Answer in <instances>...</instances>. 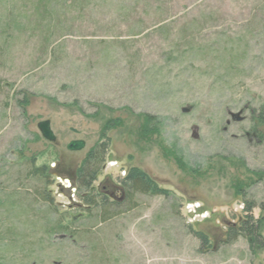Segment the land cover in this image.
<instances>
[{
	"label": "rangeland",
	"instance_id": "rangeland-1",
	"mask_svg": "<svg viewBox=\"0 0 264 264\" xmlns=\"http://www.w3.org/2000/svg\"><path fill=\"white\" fill-rule=\"evenodd\" d=\"M146 114L160 125L144 138ZM111 120L95 189L137 166L172 193L137 194L102 223L75 183ZM257 174L264 0H0V264H264L246 238L226 242L245 200L260 214Z\"/></svg>",
	"mask_w": 264,
	"mask_h": 264
},
{
	"label": "trees",
	"instance_id": "trees-1",
	"mask_svg": "<svg viewBox=\"0 0 264 264\" xmlns=\"http://www.w3.org/2000/svg\"><path fill=\"white\" fill-rule=\"evenodd\" d=\"M160 121L153 115L146 114L143 116V123L140 127L141 134L144 138L150 137L159 133ZM118 126V122L111 120L101 130L100 139L93 145L85 155L84 159L77 168V196L86 206V209H97L100 212L99 219L103 222L111 219L115 215L120 214V207L123 203L111 201L110 198L103 192H98L94 183L97 177L101 174L103 166L106 163L108 156L110 136L109 132ZM32 167V174L40 176L45 180L51 177L50 169L47 165L39 166L36 156L29 158ZM258 175V174H257ZM259 180L264 179L263 174H259ZM127 187V198L125 201H133L137 194L147 195H162L168 197L172 191L160 187V185L151 178L144 170L139 167H132L126 175L120 179ZM237 195L244 198L246 188L243 182L238 180L236 184ZM47 199H50L49 194ZM244 216L239 225L234 224L229 226L226 234V242L231 243L240 237H244L249 242L250 249L253 253L259 250H264V204L261 206V212L256 217L254 215L255 208L258 207L253 201H244ZM62 234H71L68 225H61ZM59 232V233H60ZM195 235L201 243V249L208 251L214 245L212 244L209 236L202 231H195Z\"/></svg>",
	"mask_w": 264,
	"mask_h": 264
},
{
	"label": "flooded vegetation",
	"instance_id": "flooded-vegetation-1",
	"mask_svg": "<svg viewBox=\"0 0 264 264\" xmlns=\"http://www.w3.org/2000/svg\"><path fill=\"white\" fill-rule=\"evenodd\" d=\"M82 162V161H81ZM132 167H137V166H132ZM131 167V168H132ZM129 168V170L131 169ZM128 170V171H129ZM127 171V172H128ZM126 172V173H127ZM99 177V176H98ZM98 177H97V180H98ZM97 180L95 181L94 183V187H95V184L97 182ZM75 187L77 189V172H76V183H75ZM75 189V190H76ZM98 192H103L105 193L109 198H112L111 201H117L119 203H121L122 201H125V199L127 198V187L125 186V184L120 180L116 185L113 184V187L111 188V192H106V191H101V190H98L96 189ZM116 190V191H115ZM77 191V190H76ZM260 209V212H261V207H259Z\"/></svg>",
	"mask_w": 264,
	"mask_h": 264
},
{
	"label": "water",
	"instance_id": "water-1",
	"mask_svg": "<svg viewBox=\"0 0 264 264\" xmlns=\"http://www.w3.org/2000/svg\"><path fill=\"white\" fill-rule=\"evenodd\" d=\"M40 128L44 134V136L50 140H54L55 137L52 133V131L49 128V122H44L40 124ZM83 142H75L71 145V148H80L83 146Z\"/></svg>",
	"mask_w": 264,
	"mask_h": 264
}]
</instances>
